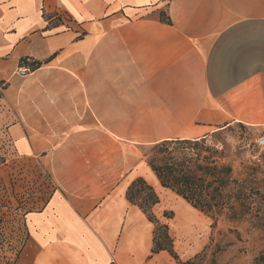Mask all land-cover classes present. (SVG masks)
Here are the masks:
<instances>
[{
  "label": "crops",
  "instance_id": "1",
  "mask_svg": "<svg viewBox=\"0 0 264 264\" xmlns=\"http://www.w3.org/2000/svg\"><path fill=\"white\" fill-rule=\"evenodd\" d=\"M24 59L39 67L22 77ZM0 84L25 244L15 264H178L152 253L155 225L127 196L137 179L188 262L207 221L145 149L264 131V0H0Z\"/></svg>",
  "mask_w": 264,
  "mask_h": 264
},
{
  "label": "trees",
  "instance_id": "2",
  "mask_svg": "<svg viewBox=\"0 0 264 264\" xmlns=\"http://www.w3.org/2000/svg\"><path fill=\"white\" fill-rule=\"evenodd\" d=\"M33 67L36 69L39 65ZM210 137L163 141L152 146L147 155L148 163L164 188L175 192L204 215L213 219L226 216L230 221H243L251 214H259L264 193L258 178V166L250 165L248 172L235 174L231 163L225 162L226 149L210 144ZM127 196L155 225L152 253L167 251L178 264H189L175 252L168 225L162 224L152 213L153 207L159 203L153 188L143 179H137ZM166 214L165 217L170 219ZM253 264H264V250L255 257Z\"/></svg>",
  "mask_w": 264,
  "mask_h": 264
},
{
  "label": "rangeland",
  "instance_id": "3",
  "mask_svg": "<svg viewBox=\"0 0 264 264\" xmlns=\"http://www.w3.org/2000/svg\"><path fill=\"white\" fill-rule=\"evenodd\" d=\"M256 135L247 127L236 125L214 134L209 138V143L226 149L225 162L231 163L237 175L248 172L250 165L258 166V178L264 193V152L254 144ZM152 148L145 149L146 157ZM3 161L5 158L0 155V264H15L25 245L20 238L21 218L15 210L19 202L15 195L16 166L13 163L8 169ZM37 183L34 180V186ZM259 205V214H251L243 221H230L226 216L213 219L201 213V218L207 221L199 231L205 245L188 261L189 264H253L255 257L264 250V203L260 202ZM167 214L172 217L171 213ZM161 223L166 225V220ZM185 230L189 233L193 228L187 227Z\"/></svg>",
  "mask_w": 264,
  "mask_h": 264
},
{
  "label": "built area",
  "instance_id": "4",
  "mask_svg": "<svg viewBox=\"0 0 264 264\" xmlns=\"http://www.w3.org/2000/svg\"><path fill=\"white\" fill-rule=\"evenodd\" d=\"M34 70L33 62L30 59H24L21 61L19 67L17 68L15 74L18 76H28ZM5 84H0V91L5 88ZM255 146L262 152H264V131L261 132L255 139Z\"/></svg>",
  "mask_w": 264,
  "mask_h": 264
}]
</instances>
